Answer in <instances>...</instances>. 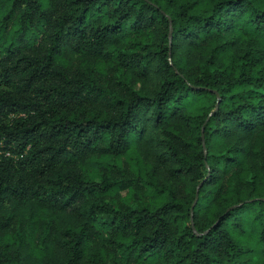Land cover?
Segmentation results:
<instances>
[{
  "label": "trees",
  "instance_id": "obj_1",
  "mask_svg": "<svg viewBox=\"0 0 264 264\" xmlns=\"http://www.w3.org/2000/svg\"><path fill=\"white\" fill-rule=\"evenodd\" d=\"M248 237L264 264V0H0V264Z\"/></svg>",
  "mask_w": 264,
  "mask_h": 264
},
{
  "label": "rangeland",
  "instance_id": "obj_2",
  "mask_svg": "<svg viewBox=\"0 0 264 264\" xmlns=\"http://www.w3.org/2000/svg\"><path fill=\"white\" fill-rule=\"evenodd\" d=\"M250 237L242 238V240L240 239L241 245L243 247L250 248V250H251L249 255L246 257V260H248L247 264H260V260L258 259L259 253H260V248L257 247L258 245L256 244L255 240L250 238ZM256 258L258 260V263L256 262Z\"/></svg>",
  "mask_w": 264,
  "mask_h": 264
},
{
  "label": "water",
  "instance_id": "obj_3",
  "mask_svg": "<svg viewBox=\"0 0 264 264\" xmlns=\"http://www.w3.org/2000/svg\"><path fill=\"white\" fill-rule=\"evenodd\" d=\"M171 36V30L169 31V37ZM216 107H217V104H216ZM197 199V192H196V197H195V201Z\"/></svg>",
  "mask_w": 264,
  "mask_h": 264
}]
</instances>
